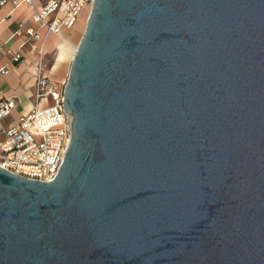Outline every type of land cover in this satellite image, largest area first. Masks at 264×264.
<instances>
[{
  "label": "water",
  "instance_id": "water-1",
  "mask_svg": "<svg viewBox=\"0 0 264 264\" xmlns=\"http://www.w3.org/2000/svg\"><path fill=\"white\" fill-rule=\"evenodd\" d=\"M56 176L0 167V264H264V0H93Z\"/></svg>",
  "mask_w": 264,
  "mask_h": 264
},
{
  "label": "built area",
  "instance_id": "built-area-1",
  "mask_svg": "<svg viewBox=\"0 0 264 264\" xmlns=\"http://www.w3.org/2000/svg\"><path fill=\"white\" fill-rule=\"evenodd\" d=\"M43 1V7L31 15V25L23 29V23H18L14 32L22 38L21 46L30 44L37 51V69L32 84L35 101L19 116L17 124L4 125L2 121L10 115L14 101L0 99V167L28 179L50 181L56 176L70 142L71 116L63 106V88H58L44 74L45 37L72 28L83 8L87 5L91 8L93 0ZM22 2L29 5L32 0H0V7L7 3L18 7ZM38 28H44L46 35L41 36ZM6 52L15 63L24 61L20 51L6 48ZM0 73H7V69L1 68ZM41 100L48 103L40 106Z\"/></svg>",
  "mask_w": 264,
  "mask_h": 264
},
{
  "label": "crops",
  "instance_id": "crops-1",
  "mask_svg": "<svg viewBox=\"0 0 264 264\" xmlns=\"http://www.w3.org/2000/svg\"><path fill=\"white\" fill-rule=\"evenodd\" d=\"M43 5V0H32V3L29 5L22 2L18 7H13L7 3L0 7V69H7V73H0V99L8 98L14 101L10 115L2 121L4 125L17 124L19 116L28 111L35 101L32 84L33 74L37 69V51L35 48H31L30 44L21 46L22 38L15 35L14 32L17 29L18 23H23V29L29 27L32 23L31 15L39 11ZM70 29H62L58 35H46L44 28H38L37 32L41 36L46 35L43 54L55 50L61 54L67 45L72 48L69 44L70 37H65L69 35L68 30ZM61 45L63 49H60ZM6 48H9L11 51H20L25 57L24 61L19 63L13 62L11 54L6 52ZM75 48L72 49L75 50ZM44 74L53 80L58 88H63L61 83L52 79L46 70H44ZM47 103V100H41L39 105L44 106Z\"/></svg>",
  "mask_w": 264,
  "mask_h": 264
},
{
  "label": "rangeland",
  "instance_id": "rangeland-1",
  "mask_svg": "<svg viewBox=\"0 0 264 264\" xmlns=\"http://www.w3.org/2000/svg\"><path fill=\"white\" fill-rule=\"evenodd\" d=\"M90 8L85 6L80 12L78 17V22L68 30L69 35L65 37H70L69 44L72 48L77 46V43L83 33L87 16L89 14ZM71 47L65 46V49L59 54L57 50L45 53L43 56L42 64L44 65V70L47 71L49 76L61 83V86L64 87V84L67 80L69 67L71 63V57L74 53V50Z\"/></svg>",
  "mask_w": 264,
  "mask_h": 264
},
{
  "label": "bare ground",
  "instance_id": "bare-ground-1",
  "mask_svg": "<svg viewBox=\"0 0 264 264\" xmlns=\"http://www.w3.org/2000/svg\"><path fill=\"white\" fill-rule=\"evenodd\" d=\"M87 17H88V16H87ZM86 20H87V19H86ZM85 24H86V23H85ZM61 44H62V43H61ZM63 44H65V43H63ZM55 46H56V45H55ZM63 46H64V45H63ZM67 46H68V45H67ZM60 49H63V48H62V45H61V48H60ZM74 51H75V50H74Z\"/></svg>",
  "mask_w": 264,
  "mask_h": 264
}]
</instances>
